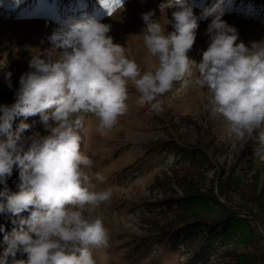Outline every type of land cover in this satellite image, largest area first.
Here are the masks:
<instances>
[{
	"label": "rangeland",
	"instance_id": "374dc122",
	"mask_svg": "<svg viewBox=\"0 0 264 264\" xmlns=\"http://www.w3.org/2000/svg\"><path fill=\"white\" fill-rule=\"evenodd\" d=\"M63 1L48 10L42 0H0V104L14 102L19 77L31 71L32 55L55 59L47 40L55 21L90 14L81 9L85 0ZM215 2L196 0L204 6ZM248 2L249 8L242 10L240 0L225 2L223 16L246 45L264 41V0ZM123 7L122 13L108 17L99 0L90 5L91 14L103 16L101 22L111 25L113 42L124 46L142 71L154 70L157 61L144 45L141 16L152 10L154 18L164 24L172 20L175 9H167L164 0H124ZM200 11L194 8L197 16ZM209 22L210 18L199 21L188 53L196 63L208 45ZM167 31H172L171 25ZM8 71L11 88L4 78ZM195 75L192 65V76L176 82L162 97L161 113L141 104L140 94L130 85L128 111L112 130L97 131L98 121L86 116L81 152L93 160L92 172L104 177L103 181L93 178L90 190L112 193L110 203L92 213L110 233L107 247L93 249L96 264H240L244 257L253 256L264 261V239L255 225L264 232V212L258 207L264 198V143L259 141L264 128L255 138L230 136L227 122L210 116L207 90L194 85ZM22 119L15 118L13 131ZM24 122L33 125V132L47 135L38 116ZM18 173L13 166L12 175ZM229 221L246 223L240 232L254 242L236 243L238 236H231L234 230ZM0 224L6 232L14 227L2 214ZM3 237L0 234V256L7 247Z\"/></svg>",
	"mask_w": 264,
	"mask_h": 264
},
{
	"label": "clouds",
	"instance_id": "9594fccd",
	"mask_svg": "<svg viewBox=\"0 0 264 264\" xmlns=\"http://www.w3.org/2000/svg\"><path fill=\"white\" fill-rule=\"evenodd\" d=\"M104 14L124 11V0H99ZM172 20L164 24L152 10L142 14L143 42L157 61L154 70L142 71L124 46L109 35L103 16L82 14L55 21L47 40L55 59L32 55L31 71L21 74L15 100L0 104V213L11 214L14 227L4 233L7 245L0 264H96L93 249L107 247L110 233L92 213L110 203L109 190H90L95 178L93 160L81 152L85 118L98 121L97 131H110L128 111L129 86L139 102L156 113L164 111L162 97L176 82L196 75L194 85L207 90V110L227 122L229 135L238 140L255 138L264 128V41L246 45L229 25L224 0L211 6L196 0H164ZM200 7L199 16L194 12ZM208 45L199 63L188 53L193 48L199 21L209 20ZM171 25L172 31H167ZM10 71L4 73L9 88ZM39 117L47 132H33L25 123ZM17 117L23 119L12 130ZM25 132H32L25 136ZM264 143V132L259 135ZM18 167V191L10 192L7 178ZM27 212L25 217L22 214ZM87 213V215H86Z\"/></svg>",
	"mask_w": 264,
	"mask_h": 264
},
{
	"label": "trees",
	"instance_id": "16d2710c",
	"mask_svg": "<svg viewBox=\"0 0 264 264\" xmlns=\"http://www.w3.org/2000/svg\"><path fill=\"white\" fill-rule=\"evenodd\" d=\"M18 183H19L18 175H12L11 177L7 178V181H6L7 188L9 189L10 192H17L18 191V188H17V184ZM4 187H5L4 184H0L1 191H3ZM262 197H261V201L259 202V206L258 207L264 212V198H262ZM0 214L5 215L6 217H8L9 221H11L12 219H15V217H11V214H8V213H0ZM22 215L26 217L28 215V213L25 212ZM228 223H229V227L230 228L233 227V230H234V231H232L230 233L231 236L233 235V239H235V236H238V238L235 239L236 243L242 242L244 244H252L251 241L254 242L253 238H251L249 240L246 236H244V234H242L240 232V230L242 228L247 227V226H245V225H247L246 223L241 224L239 221L238 222L229 221ZM0 225H3V224H0ZM3 226L5 228V225H3ZM248 232L251 233L249 230H248ZM0 234H2V233H0ZM2 249H3V247L1 248V250ZM1 250H0V253H1ZM2 255H3V253H2ZM261 263L264 264V261L260 262V260H259V258H257V256H253V257H250V258L249 257H244L240 261V264H261Z\"/></svg>",
	"mask_w": 264,
	"mask_h": 264
},
{
	"label": "bare ground",
	"instance_id": "6f19581e",
	"mask_svg": "<svg viewBox=\"0 0 264 264\" xmlns=\"http://www.w3.org/2000/svg\"><path fill=\"white\" fill-rule=\"evenodd\" d=\"M257 221V220H256ZM256 225V229H257V232H258V236H262V233L264 234L263 230L260 228V226L258 224H255ZM253 230V229H252ZM263 237V236H262Z\"/></svg>",
	"mask_w": 264,
	"mask_h": 264
},
{
	"label": "built area",
	"instance_id": "2783aa9c",
	"mask_svg": "<svg viewBox=\"0 0 264 264\" xmlns=\"http://www.w3.org/2000/svg\"><path fill=\"white\" fill-rule=\"evenodd\" d=\"M263 239H264V234L262 233Z\"/></svg>",
	"mask_w": 264,
	"mask_h": 264
}]
</instances>
